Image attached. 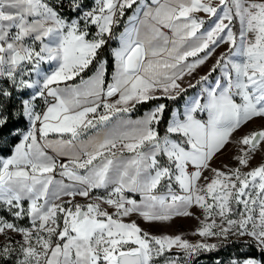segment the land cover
<instances>
[{"label": "snow or ice", "instance_id": "6c2138e0", "mask_svg": "<svg viewBox=\"0 0 264 264\" xmlns=\"http://www.w3.org/2000/svg\"><path fill=\"white\" fill-rule=\"evenodd\" d=\"M257 118L264 0H0V264H194L211 239L264 264V124L234 138ZM181 218L200 241L140 226Z\"/></svg>", "mask_w": 264, "mask_h": 264}, {"label": "rangeland", "instance_id": "374dc122", "mask_svg": "<svg viewBox=\"0 0 264 264\" xmlns=\"http://www.w3.org/2000/svg\"><path fill=\"white\" fill-rule=\"evenodd\" d=\"M218 51H220V53L226 52L228 51V46L224 45L221 48H219ZM213 60H215V55H213V57L210 59V61H213ZM216 75L217 73L212 74L213 77H215ZM262 124H264V120L257 118L253 120L252 122H250L248 125H246L243 131H238L237 133H235L234 138L242 136L245 132H252L254 130H257L261 127ZM237 154L238 153L236 152L234 145H232L231 143L226 145V147L223 149V154L218 155V157L213 160L212 167L221 168V166L224 164L234 167L235 162L232 160V157ZM260 162H261L260 156L258 155L256 159L252 162V166L255 167L256 165L260 164ZM205 175H207V173H205ZM192 211L195 212L198 216H201V213L198 211L197 208H193ZM140 226L152 232L153 234L167 233V234L175 236L177 234L182 233L185 239L193 243H196L202 239L198 235L193 234V232L200 227L199 222L193 218L177 219L172 223L171 227H149L148 224L143 223V222H140ZM2 242H3V238L0 237V243ZM208 242L216 243L219 245L225 241L211 239Z\"/></svg>", "mask_w": 264, "mask_h": 264}, {"label": "trees", "instance_id": "16d2710c", "mask_svg": "<svg viewBox=\"0 0 264 264\" xmlns=\"http://www.w3.org/2000/svg\"><path fill=\"white\" fill-rule=\"evenodd\" d=\"M136 6L133 5V9ZM133 9H128L126 10L125 16L123 20L121 21V25L119 28L115 29V32L118 34L124 27L125 22L127 18L130 16V14L133 12ZM116 44L115 40H112L109 42V47H114ZM105 55L107 56V50L105 51ZM109 71H111V60L109 64ZM197 88H189L186 93L182 95V97L175 102L168 101L167 103L169 104L170 108L175 109L176 107L180 106L183 104L184 99L186 97L191 96L193 93H195ZM147 106H141L139 111L133 113V115H139L142 114L146 110ZM243 241H240L239 243L234 242V241H225L219 245H224L219 251L212 252V253H202L199 258L194 261V264H214V261L216 259H219L223 262V264H228V261L232 257H244L246 255H255V253H249L245 248L241 247L240 244H242Z\"/></svg>", "mask_w": 264, "mask_h": 264}, {"label": "crops", "instance_id": "0c3cea01", "mask_svg": "<svg viewBox=\"0 0 264 264\" xmlns=\"http://www.w3.org/2000/svg\"><path fill=\"white\" fill-rule=\"evenodd\" d=\"M132 14H133V12L130 14V16H131ZM201 15H203V14H201ZM128 18H129V17H128ZM128 18H127V20H128ZM206 19H207V18H206ZM127 20H126V22H127ZM126 22H125V23H126ZM205 26L207 27V25H205ZM122 30H123V29H122ZM122 30H121V31H122ZM115 46H116V44H115ZM115 46H114V47H115ZM219 54H220V51L217 50V52H216V54H215V60H216L217 56H219ZM215 60H213V61L208 60V62L206 63V65H204L203 67L197 69V75H199V76H203V75L207 74V73L209 72L210 68L212 67V65L215 63ZM189 80H191L192 83H195V79H194V78H191V77H185V80L182 82V86H187V83H188ZM197 91H198V90H197ZM197 91H196V92H197ZM196 92H195L194 94H192L191 96L195 95ZM191 96H189V97H191ZM140 115H141V114H139V115H133V117H138V116H140ZM133 219H135V217H133Z\"/></svg>", "mask_w": 264, "mask_h": 264}]
</instances>
